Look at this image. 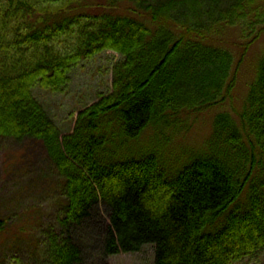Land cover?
<instances>
[{
    "label": "trees",
    "instance_id": "1",
    "mask_svg": "<svg viewBox=\"0 0 264 264\" xmlns=\"http://www.w3.org/2000/svg\"><path fill=\"white\" fill-rule=\"evenodd\" d=\"M83 1L0 0V138L41 141L61 179L40 264H84L73 233L101 227L100 205L109 219L90 249L103 257L153 245L155 264H235L263 251L264 55L240 122L219 114L211 146L177 178L155 155L115 161L108 145L151 125L180 128L183 115L231 98L241 60L229 32L246 52L264 32V0H109L135 7L116 14ZM106 51L123 57L113 90L63 135L34 89L66 91L73 69Z\"/></svg>",
    "mask_w": 264,
    "mask_h": 264
},
{
    "label": "rangeland",
    "instance_id": "2",
    "mask_svg": "<svg viewBox=\"0 0 264 264\" xmlns=\"http://www.w3.org/2000/svg\"><path fill=\"white\" fill-rule=\"evenodd\" d=\"M108 1L85 0L80 9L116 14L128 13L135 8L131 3L111 7ZM229 36L232 41L229 47L237 55V61L241 60L232 97L203 112L183 115L181 127L177 129L151 125L134 140L117 134L115 142L108 145L110 152H115V161L124 158L139 160L155 155L167 178L173 180L196 158L205 155L219 114L228 112L237 123L240 122L239 112L243 110L250 84L264 55V32L244 51V56H241L243 50L239 44L245 41L237 29L230 31ZM122 58L119 53L106 51L81 62L73 69L71 82L64 92L41 87L34 89L36 97L60 126L63 135L74 131L81 110L113 90V66ZM60 186L61 179L41 141L0 138V219L5 221V229L0 233V264H40L45 248L44 233L56 225L59 216ZM98 212L96 221L102 227L109 219L108 213L103 205ZM101 227L86 226L73 233L83 247L84 264H155L153 245H146L139 252H122L109 257L101 256L95 248L91 250L98 239L93 237L103 230ZM216 228L219 229L220 224L206 227L204 232L213 234ZM235 264H264V250Z\"/></svg>",
    "mask_w": 264,
    "mask_h": 264
}]
</instances>
